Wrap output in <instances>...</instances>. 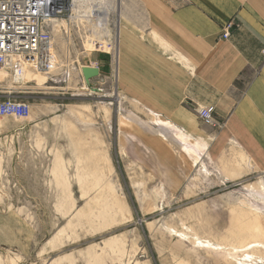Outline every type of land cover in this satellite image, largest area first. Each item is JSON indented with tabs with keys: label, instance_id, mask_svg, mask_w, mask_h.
<instances>
[{
	"label": "rangeland",
	"instance_id": "rangeland-1",
	"mask_svg": "<svg viewBox=\"0 0 264 264\" xmlns=\"http://www.w3.org/2000/svg\"><path fill=\"white\" fill-rule=\"evenodd\" d=\"M100 5L103 21H80L88 31L54 32L59 61L107 66L90 85L77 73L62 87L42 73L16 79L0 70V101L30 105L26 119L0 117V264H264L261 248L232 251L264 241V178H220L210 126L190 114L165 117L133 98L130 83L117 85L119 20H145L135 0ZM25 145L34 159L58 145L63 157L42 168L67 177H10L5 162L26 155Z\"/></svg>",
	"mask_w": 264,
	"mask_h": 264
},
{
	"label": "crops",
	"instance_id": "crops-1",
	"mask_svg": "<svg viewBox=\"0 0 264 264\" xmlns=\"http://www.w3.org/2000/svg\"><path fill=\"white\" fill-rule=\"evenodd\" d=\"M135 2L145 25L130 27L119 20L117 85L130 83L133 98L146 99L159 114L180 122L189 114L198 120V107L212 105L222 126L205 131L210 135L211 157L220 178H264V0ZM230 22L233 26L224 39L222 29ZM91 64L106 72L101 60L91 58ZM57 147L53 154L63 157L56 154ZM24 149L26 155L5 162L10 177H67L57 169L42 168L55 161L54 155L34 159L29 157L27 145ZM252 248L264 250V241L232 251Z\"/></svg>",
	"mask_w": 264,
	"mask_h": 264
},
{
	"label": "built area",
	"instance_id": "built-area-1",
	"mask_svg": "<svg viewBox=\"0 0 264 264\" xmlns=\"http://www.w3.org/2000/svg\"><path fill=\"white\" fill-rule=\"evenodd\" d=\"M73 0H0V70L12 77H21L25 70L44 73L47 79L58 86L66 87L74 73L83 81L82 67H97L91 61L80 64L66 58L59 61L54 53L55 26L65 25L60 31H88L82 22L72 18ZM233 23L222 29V37L228 38ZM91 51H100L102 43L89 40ZM264 55V44L262 47ZM30 105L23 101L5 98L0 101V117L26 119ZM197 117L213 129L222 126L214 116L212 105L199 106Z\"/></svg>",
	"mask_w": 264,
	"mask_h": 264
},
{
	"label": "bare ground",
	"instance_id": "bare-ground-1",
	"mask_svg": "<svg viewBox=\"0 0 264 264\" xmlns=\"http://www.w3.org/2000/svg\"><path fill=\"white\" fill-rule=\"evenodd\" d=\"M102 2H103V0H101V2H100V0H73V2H72V4H73V6H72V13H73L72 18L74 20L82 21V20L88 19L89 16L91 17V15H94L95 17H97L98 20L103 21L102 20L103 19V5H100ZM100 7H101V13L99 14L100 10L97 12V8H100ZM61 25L63 26V25H65V23L64 22H59V23L56 24V26H59V27H61ZM101 25H100V29H102ZM36 73H40V72L26 69L24 74L21 77H19V78L18 77H13V78H16V79H27V78H29L30 79L32 76L37 77ZM44 75L46 76V74H44ZM46 78H47V76H46ZM41 79H43V78H41ZM83 80H84V78H83ZM84 83H85V80H84ZM166 124H169V126H171V128H173V129H175L177 131H180V132L184 131L183 129L178 128L177 126H175L173 124H170L169 122H167ZM195 239H196L197 244H201L200 246H202V244H205L204 245L205 247H210L212 249L219 248V246H217L216 244H213V243H211L209 241L199 240L197 238H195ZM250 257H251V255H250ZM246 258H247V255H246Z\"/></svg>",
	"mask_w": 264,
	"mask_h": 264
},
{
	"label": "water",
	"instance_id": "water-1",
	"mask_svg": "<svg viewBox=\"0 0 264 264\" xmlns=\"http://www.w3.org/2000/svg\"><path fill=\"white\" fill-rule=\"evenodd\" d=\"M83 78L87 85H90L92 79L97 78L100 74L98 67H82L81 69Z\"/></svg>",
	"mask_w": 264,
	"mask_h": 264
}]
</instances>
